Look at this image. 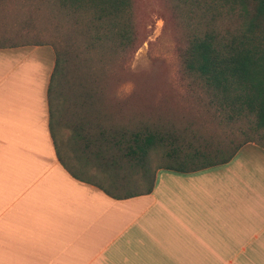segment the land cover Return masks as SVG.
Returning <instances> with one entry per match:
<instances>
[{"label":"crops","instance_id":"obj_1","mask_svg":"<svg viewBox=\"0 0 264 264\" xmlns=\"http://www.w3.org/2000/svg\"><path fill=\"white\" fill-rule=\"evenodd\" d=\"M50 44L0 46V264H264V147L113 198L56 156Z\"/></svg>","mask_w":264,"mask_h":264},{"label":"trees","instance_id":"obj_2","mask_svg":"<svg viewBox=\"0 0 264 264\" xmlns=\"http://www.w3.org/2000/svg\"><path fill=\"white\" fill-rule=\"evenodd\" d=\"M42 1L71 29L64 49L50 44L46 100L56 156L73 177L128 198L149 193L159 169L193 173L229 162L246 143L264 147V0H167L182 35L181 72L199 89L195 104L203 100L207 122L220 131L160 113L138 92L101 108L97 84L78 83L91 74L75 70V49L84 54L83 68L96 56L102 61L135 50L133 0ZM74 97L79 111L68 105ZM64 108L73 109L67 123L60 120ZM118 111L121 123H102L100 113Z\"/></svg>","mask_w":264,"mask_h":264},{"label":"rangeland","instance_id":"obj_3","mask_svg":"<svg viewBox=\"0 0 264 264\" xmlns=\"http://www.w3.org/2000/svg\"><path fill=\"white\" fill-rule=\"evenodd\" d=\"M51 10L42 0H0V46L40 43L64 49L65 37L71 29L63 17L50 13ZM133 12L140 41L136 42L135 50L113 58L106 55L102 61L96 56L83 68L84 54L75 49L78 55L75 70L91 74L90 79L83 78L78 83L97 84L101 108L122 105L130 93L138 92L142 103L155 104L160 113L173 111L184 119L199 122L201 128L203 123L213 131H220L216 124L207 122L203 100L195 104L199 89L181 72L178 45L182 35L167 0H133ZM74 93L78 96L77 91ZM76 100L77 97L70 99L68 105L79 111ZM73 109L64 108L60 120L67 123ZM111 113H100L102 123H121L119 111ZM67 133L63 129V134Z\"/></svg>","mask_w":264,"mask_h":264}]
</instances>
